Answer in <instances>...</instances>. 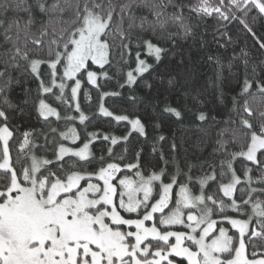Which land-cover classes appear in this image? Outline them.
Masks as SVG:
<instances>
[{"label": "snow or ice", "instance_id": "1", "mask_svg": "<svg viewBox=\"0 0 264 264\" xmlns=\"http://www.w3.org/2000/svg\"><path fill=\"white\" fill-rule=\"evenodd\" d=\"M208 19L217 24L212 39L219 48L238 43L229 32L235 23L260 58L246 47L233 50L230 60L241 62L243 78L232 89L226 118L212 117L215 127L203 131L201 143L211 151L173 173L163 147L168 138L156 137L148 154L155 160H146L143 147H128L133 132L148 139L145 123L139 115L115 114L105 100L123 99V89L169 55L183 64L185 45L206 47L207 29H199ZM258 21L264 22V0H0V264H264V36L255 31ZM207 59L217 65L223 103L226 66L217 55ZM234 66L227 65L230 74ZM112 80L119 90L102 91V81ZM32 82L31 104L47 127L21 133L14 120L24 108L14 93ZM177 83L170 76L168 84ZM93 91L98 110L87 115L81 95L91 101ZM54 103L74 114L62 117ZM164 111L182 117L179 107ZM97 116L127 122L130 131L120 137L85 131L77 147L76 127L59 131L50 123L86 126ZM196 118L209 116L200 111ZM97 141L99 154L92 151ZM168 151H177L175 140ZM225 169L231 178L206 195Z\"/></svg>", "mask_w": 264, "mask_h": 264}, {"label": "trees", "instance_id": "2", "mask_svg": "<svg viewBox=\"0 0 264 264\" xmlns=\"http://www.w3.org/2000/svg\"><path fill=\"white\" fill-rule=\"evenodd\" d=\"M216 27L217 24L212 19L200 22L199 31L203 32L205 28L207 29L203 37L206 42V47L201 48L199 43L185 45L183 64L177 63L179 57L169 55L159 65H156L154 70L145 73L132 88L123 89V99L109 97L105 100V106L115 114H127L130 118H135L136 115H139L145 123L148 139L145 140L144 137L133 132L129 137L128 147L132 151H138L143 147L146 153V160H155L154 157L148 155L151 153L155 138L160 135L168 138L163 143V147L167 158L171 162L169 171L173 173L177 167L186 171V164L198 165L207 158L208 153L211 151L210 147L201 143L203 131L209 130L210 127H215L212 117H216L217 120L226 118L227 108L231 107V96L235 94L232 89L237 88V79L242 80L243 78L241 62L239 60H230L233 50L239 53L241 48L246 47L253 57L260 58L259 53L256 51L254 41L250 37H246L240 31V26L235 23L229 25V32L238 43L229 46L226 50L219 48L212 39ZM255 31L258 35L264 36V22L258 21L255 26ZM208 55L219 56L222 63L226 66L224 70L226 79L222 86L225 93L223 103L220 102L218 95L219 89L216 78L217 65L208 61ZM230 62L235 65L232 69V74L227 69V65ZM149 63H154V61L150 60ZM235 73H240V75L237 77L234 75ZM170 76L175 77L178 82L175 87L168 84ZM102 83H104L102 91L119 90L115 80L108 82L102 81ZM148 85H151V87ZM27 88H31L33 91L30 94L26 93L24 89ZM35 88L36 85L34 82L22 84L16 88L14 93L21 107L24 108V115L17 116L14 120V124L19 126L21 133L33 128L40 129L47 127L37 117L34 107L31 104V100L35 96ZM84 88L88 89L89 86L85 83ZM129 96H135V102H129ZM25 100L29 101L27 105L24 104ZM98 104V94L95 91L92 92L91 101L84 99L83 95H81V105L85 114L91 115L96 112L98 110ZM169 104L181 109V118H176L174 115L164 111V108ZM185 105L187 106L186 108ZM53 106L58 107L62 117L71 113V109L66 110L64 106L57 103H54ZM200 111L208 114L209 119L206 122L199 121L196 118ZM50 123L51 126L56 127L59 131H66L69 127H76L81 136L78 144L85 142V131L107 133L120 137L126 135L131 128L127 122L118 123L114 119L101 116H97L95 119L86 122V126L79 124L78 121L75 123L65 122L64 120L56 121L55 118H50ZM173 140L177 144V151L169 152V144ZM159 146L158 143L157 147ZM100 147L101 144L97 141L92 145V151L99 154ZM244 163L241 159L234 165L238 173L244 166ZM225 172L227 174L223 178L220 177L219 172L217 173V182L206 188V195L216 193L219 183L228 182L231 174L227 172V169H225ZM196 175H198V172L194 171L193 176ZM194 191H198V186Z\"/></svg>", "mask_w": 264, "mask_h": 264}, {"label": "rangeland", "instance_id": "3", "mask_svg": "<svg viewBox=\"0 0 264 264\" xmlns=\"http://www.w3.org/2000/svg\"><path fill=\"white\" fill-rule=\"evenodd\" d=\"M79 141L76 142V145L77 147L79 146H82V144H78ZM65 143L68 145V146H72V142L69 140V141H65Z\"/></svg>", "mask_w": 264, "mask_h": 264}]
</instances>
